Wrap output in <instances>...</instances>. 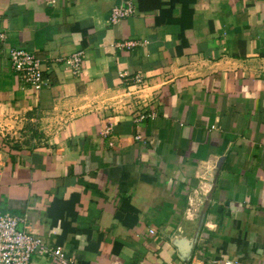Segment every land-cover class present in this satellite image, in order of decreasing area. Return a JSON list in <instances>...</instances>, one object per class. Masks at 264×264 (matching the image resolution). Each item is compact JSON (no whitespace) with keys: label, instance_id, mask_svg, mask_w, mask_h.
Here are the masks:
<instances>
[{"label":"crops","instance_id":"1","mask_svg":"<svg viewBox=\"0 0 264 264\" xmlns=\"http://www.w3.org/2000/svg\"><path fill=\"white\" fill-rule=\"evenodd\" d=\"M122 1L0 0V209L80 264H264V0Z\"/></svg>","mask_w":264,"mask_h":264},{"label":"built area","instance_id":"2","mask_svg":"<svg viewBox=\"0 0 264 264\" xmlns=\"http://www.w3.org/2000/svg\"><path fill=\"white\" fill-rule=\"evenodd\" d=\"M138 13L135 0H123L120 4L111 9L109 20L112 24L132 17ZM5 38V33L0 32V40ZM120 46L123 44L120 43ZM126 46L133 43H124ZM9 58L13 70L19 75L21 81L39 91L48 84V79L43 74L42 60L33 51L24 48H12L9 50ZM81 53L73 54L66 62L70 64L75 74L81 71ZM122 77H128L122 74ZM128 80V78H126ZM129 86L137 85L136 89L127 90L126 93L134 96L133 107L138 111L134 121L139 124L146 119H153L157 116L154 103L142 105L136 97L137 91L144 88L146 81L143 75H136L132 81H128ZM142 138L141 135L136 136ZM151 233H156V229H150ZM36 255H44L60 264H80L74 257H70L63 245L50 243L40 235H36L29 230L26 219L22 216L0 209V264H32V259ZM217 260H208L202 264H217ZM231 264L232 261H225ZM190 264V263H184Z\"/></svg>","mask_w":264,"mask_h":264}]
</instances>
